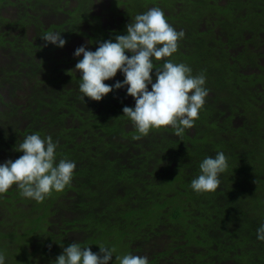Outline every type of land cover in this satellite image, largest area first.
Segmentation results:
<instances>
[{"label": "trees", "instance_id": "obj_1", "mask_svg": "<svg viewBox=\"0 0 264 264\" xmlns=\"http://www.w3.org/2000/svg\"><path fill=\"white\" fill-rule=\"evenodd\" d=\"M154 6L185 32L175 62L206 70L210 94L182 138L161 129L136 141L127 89L84 103L69 71L83 58L77 47L115 42ZM49 31L66 45L44 47ZM36 132L59 141L57 162L76 169L42 203L15 185L0 195L5 264H55L73 242L114 247L110 264L127 253L149 264H264V0H0V163L23 155L15 145ZM220 151L229 164L220 187L197 194L199 164Z\"/></svg>", "mask_w": 264, "mask_h": 264}, {"label": "clouds", "instance_id": "obj_2", "mask_svg": "<svg viewBox=\"0 0 264 264\" xmlns=\"http://www.w3.org/2000/svg\"><path fill=\"white\" fill-rule=\"evenodd\" d=\"M184 38L185 32L177 31L168 22L165 12L154 6L135 15L126 24V34L115 35V42L113 39L97 42L95 51L89 50L87 45L77 47L74 56L83 58L78 59L69 72L80 74L82 95L79 99L84 103L85 97L100 102L114 90L126 88L127 95L135 101L134 108L124 106L122 110L138 133L133 140H141L153 130L161 129H171L175 136L182 138L186 130L195 127L210 94L206 87V70L194 75L189 65L174 60ZM41 39L44 47L51 44L63 48L67 43L60 32L49 31ZM118 72L124 76L122 82L105 83ZM58 146L59 141H53L51 135L41 137L36 132L24 137L13 149L23 155L0 163V195L15 185L22 197L42 203L53 192L61 193L70 187L76 163L66 158L57 162ZM228 168V158L223 151L214 157H205L199 164L200 174L191 181L192 190L197 194H214L221 185V175ZM257 239L264 241V224L257 229ZM115 251L114 247L99 245V253H95L89 246L81 247L73 242L63 247L54 262L110 264ZM115 260L119 264H149L147 256L131 253L115 256ZM0 264H5L2 252Z\"/></svg>", "mask_w": 264, "mask_h": 264}, {"label": "flooded vegetation", "instance_id": "obj_3", "mask_svg": "<svg viewBox=\"0 0 264 264\" xmlns=\"http://www.w3.org/2000/svg\"><path fill=\"white\" fill-rule=\"evenodd\" d=\"M121 20V17H119V21Z\"/></svg>", "mask_w": 264, "mask_h": 264}]
</instances>
